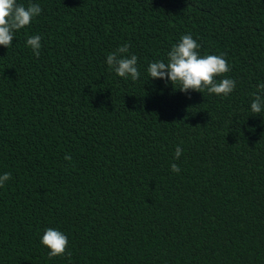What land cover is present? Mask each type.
Here are the masks:
<instances>
[{"label":"trees","instance_id":"obj_1","mask_svg":"<svg viewBox=\"0 0 264 264\" xmlns=\"http://www.w3.org/2000/svg\"><path fill=\"white\" fill-rule=\"evenodd\" d=\"M17 3L42 11L0 46V264H264V0ZM186 34L230 95L151 80ZM124 44L136 81L106 62ZM48 228L70 256L49 259Z\"/></svg>","mask_w":264,"mask_h":264},{"label":"clouds","instance_id":"obj_2","mask_svg":"<svg viewBox=\"0 0 264 264\" xmlns=\"http://www.w3.org/2000/svg\"><path fill=\"white\" fill-rule=\"evenodd\" d=\"M41 11L38 4L29 3L25 7L23 4L17 3V0H0V46L9 49L12 46L14 34L29 26L33 18L39 16ZM26 45L34 55L39 57L41 48L39 35L29 37ZM129 48V44L120 46L116 51L108 54L106 62L119 77L125 79L130 77L136 81L140 76L137 67L138 57L134 54L127 55ZM199 48L200 45L190 34L183 35L180 42L173 45L168 52L167 62L161 60L149 64L147 71L151 80H163L166 84L171 82L173 86L179 84V91L185 94L189 92L203 93L206 89L209 94L227 97L234 91L236 81L225 78L217 82V77L230 71L227 60L222 55L201 56ZM253 95L251 111L259 114L264 111V84H260L258 93ZM181 155L182 149L177 146L175 159L178 160ZM65 159L71 160V157L66 156ZM171 171L179 173L180 168L173 163ZM10 178V173L0 175V187H4ZM41 243L49 249L48 257L51 259L65 255L69 241L61 231L48 228L41 238Z\"/></svg>","mask_w":264,"mask_h":264}]
</instances>
